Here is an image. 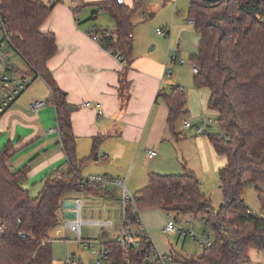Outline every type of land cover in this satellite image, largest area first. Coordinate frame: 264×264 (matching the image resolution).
<instances>
[{
  "label": "trees",
  "instance_id": "16d2710c",
  "mask_svg": "<svg viewBox=\"0 0 264 264\" xmlns=\"http://www.w3.org/2000/svg\"><path fill=\"white\" fill-rule=\"evenodd\" d=\"M96 7L94 17L107 12L114 22L113 29L97 28V33L116 36L105 39V48L122 55L129 69L134 62L133 18L145 8L144 2L129 7L102 0ZM53 9L54 5L47 6L42 0H1L0 4V14L14 35L27 73L43 80L51 91L49 103L57 109L66 155L64 169L47 178L39 195L33 197L23 187L27 169L13 172L8 164L9 148L0 151V264H55L49 233L60 222L64 196L78 192L111 197L107 189L85 185L78 176L84 162L77 157L66 94L47 66L58 50L56 36L41 30ZM188 19L194 21L200 36L198 49L191 55V63L198 67L194 85L197 90H209L208 109L217 113L221 129V134L209 135L208 140L215 153L226 159L219 169L223 204L215 210L196 174L185 166L182 175L151 173L149 184L135 196L143 210L156 208L177 217L207 220L214 244L197 259L175 257L179 264H250L252 251L264 252V215L253 213L242 196L248 183L264 188V0H190ZM158 99L168 108L172 135L179 138L176 124L188 113L185 89H164ZM99 142L96 139V147ZM257 190L262 198L264 190ZM103 235L106 246L119 250L116 240ZM130 261L143 264L136 251Z\"/></svg>",
  "mask_w": 264,
  "mask_h": 264
},
{
  "label": "crops",
  "instance_id": "0c3cea01",
  "mask_svg": "<svg viewBox=\"0 0 264 264\" xmlns=\"http://www.w3.org/2000/svg\"><path fill=\"white\" fill-rule=\"evenodd\" d=\"M139 1L144 2L145 7L150 6V10L144 14L154 17L156 11L159 15L165 16L167 25L163 29L166 33L159 35L157 31L158 36H170L171 31L173 33L179 29L182 32L186 29L187 22L191 24L188 21L190 0H126V4L133 7ZM100 3L102 0H73L70 2V7L53 4L54 9L50 17L41 26L43 32L50 31L55 34L58 47L57 53L49 59L47 66L59 88L66 94L69 108H72L70 119L76 138L77 157L84 162L80 166L78 176L82 178L109 176L126 179L128 190L137 193L148 185V177L151 173L182 175L184 172L183 169L182 173L169 174L178 172L177 167L180 166L171 156L172 144L166 146V142L174 143L172 141L176 142L180 138L170 136L166 122L169 111L166 104L158 99L159 93L165 89L164 86L169 85L170 89L175 87L172 84L174 73L170 79H164V75L166 69H172L170 65L174 66L178 63L170 64L144 54L134 59L132 66L127 69L112 53L91 39L92 34H100L97 33V28L104 30L114 28V22L108 17L107 12H100L94 17L93 14L97 11L95 10L92 17L86 21L97 19V26H84L79 23L77 16L79 8L95 7L96 9ZM198 37L193 53L199 46L200 36ZM179 49L180 47L174 53L182 58ZM170 54L171 51L168 56ZM173 68L175 70L176 67ZM193 74L195 77L196 73ZM28 88L11 108L0 116V151L9 148L8 164L13 172L27 169V178L23 184L31 194L30 187L41 191L47 178L64 169L66 155L58 128L57 109L49 103L50 89L41 79L38 80L36 87ZM35 101L49 104L39 113L34 114L30 104ZM87 103L92 105L84 106ZM96 104L100 105L99 109L103 111V115H99ZM192 126L196 129L201 125L197 123ZM96 139H100L97 147ZM197 140L205 151L203 139ZM148 150H155L158 153L147 168L149 175L146 177L145 174L139 183L131 182L134 172L138 171V156L142 152L147 154ZM203 159L208 164L207 155L206 159L203 155ZM181 166L183 167L184 164L182 163ZM140 167L144 172L145 169ZM83 169L88 171L87 176L85 175L87 171L83 172ZM200 188L203 192L201 183ZM108 191L112 192L111 189ZM113 192L115 198V190ZM73 200L74 198L63 200L59 211V224H63L65 218L72 217V214L68 213V208H71ZM117 201L121 206V195L120 200ZM53 230L49 235L54 245L56 239L53 238ZM65 232L73 234L76 237L75 243L83 245L86 249L87 240H84L85 243H79L74 233L68 230ZM99 240H93L94 248L87 250L94 255V264L97 256L96 250L93 249L99 247L97 244ZM171 250L170 248L169 251ZM250 257V264L258 262L263 264L264 252L252 251ZM68 260L69 264L75 262L74 257Z\"/></svg>",
  "mask_w": 264,
  "mask_h": 264
},
{
  "label": "rangeland",
  "instance_id": "374dc122",
  "mask_svg": "<svg viewBox=\"0 0 264 264\" xmlns=\"http://www.w3.org/2000/svg\"><path fill=\"white\" fill-rule=\"evenodd\" d=\"M42 1L50 7L55 3H57V5L70 7V2H72L73 0ZM95 10H97V7L96 9L95 7L79 8L77 11V16L80 20L79 23L84 26H97V19L86 22L88 19H90V17H92V13ZM149 10L150 6L145 7L142 11L137 12L133 18L135 25L133 54L134 59H138V57L144 54H148L150 56L161 59L164 62H168L167 60L169 52L171 51V54L173 55L180 45V54L186 62L185 64L178 63L174 66L170 65V67L174 71L172 80L173 86L183 87L186 91V109L188 110V113L185 116L181 117L175 127V131L180 136V139H177L178 141L176 142L172 141L174 143L166 142V146L172 144L171 146L173 147V151L171 156L176 159L177 164L180 166V168L177 167L179 170L178 172L169 174H176L180 172L182 173L184 168L181 165L183 163L187 169L192 170L196 174L197 178L200 180L203 192L210 199L214 209L218 210L219 207L223 204V196L220 190L219 169L224 166L226 160L224 157L217 155L215 151L213 153L208 140L209 135L221 134V129L217 122V113L208 109L209 91L207 89L199 91L195 88L194 85L191 55L194 52L196 44L198 43V34L196 33L194 26L187 22L188 25L186 26V29L182 30V32L179 29L178 31H175L173 33L171 31L170 36H158V29H163L167 25L165 24V16L159 15L158 13H156V11L154 12V17H151L148 14H144V12ZM107 15L110 18L109 14ZM12 60L15 68L18 69L19 73H27L28 66L20 55L14 53L12 55ZM173 67H176L175 70ZM27 76L31 80L29 88H33L34 86L36 87L39 79H34V76L29 73H27ZM164 87L167 92L170 91L169 85ZM203 116H205L206 118H211L212 120V122L209 123L207 127H205V131L203 132V134L195 133V126L191 128H185V121L194 125L198 123L201 126H204L202 119ZM167 128L171 136L172 132L170 131L169 127ZM200 138L205 142V151L197 140H201ZM203 155L205 156V159L207 155V161L209 165L206 164V161L203 159ZM138 157V171H135V174L131 178V182L133 181L134 183H139L143 176L145 177V174L146 177L147 175H149L147 174V168H149V166L152 164V161L149 159L148 154H145V152H142ZM140 166L145 169L144 172L141 170ZM85 170L83 169V172ZM85 175H88V171L85 173ZM147 184H149V177ZM257 188L264 190L262 186L250 183L246 184L243 189L242 196L245 200L246 205L253 213L264 215V195H262L261 198V194L257 190ZM29 189L33 197H37V195H39L40 193L38 189L33 190V187H30ZM110 189L112 192L115 190V195L117 197H115L116 200H114L115 198H107V200L105 197L90 198L89 195L87 196L82 193L77 194L78 192L76 194L68 193L66 196H64L63 200L66 201L73 198H80L84 202L83 219L85 221L108 220V216H110V219L114 220L117 227L119 228L120 220L118 221V217L121 206L117 200H120L121 190L118 187ZM133 193L136 192L134 191ZM143 216L146 224L151 229L152 238L161 252H169V249L171 248L174 256L183 261L187 259H197L203 255L204 249L194 241L179 240L176 236H169L164 232V228L167 225V220L165 219L163 212H161L159 209H146L143 211ZM189 220L193 221L192 227L196 228L197 231L201 230V224L198 218H182L183 223ZM62 225L63 224H59L58 226H56L52 234L53 238L56 239L55 244L53 245L55 264H69L68 259L71 257H74L75 259L74 264H94V255L90 251H87L91 249H85L83 245L75 243L76 237L71 233H66ZM117 231L118 230L116 229L100 230L95 227H84L83 237L85 240L100 239L99 241H102L104 240L103 234L106 233L111 240L114 238Z\"/></svg>",
  "mask_w": 264,
  "mask_h": 264
},
{
  "label": "built area",
  "instance_id": "2783aa9c",
  "mask_svg": "<svg viewBox=\"0 0 264 264\" xmlns=\"http://www.w3.org/2000/svg\"><path fill=\"white\" fill-rule=\"evenodd\" d=\"M119 5H126V0H116ZM194 25V21H190ZM0 116L5 114L16 100L22 95V93L28 88L31 83L30 78L26 73H19L18 69L13 64L12 55L14 53L19 55V50L14 43V35L9 32L4 23V19L0 14ZM164 29H158V34H165ZM116 38L110 32L92 34L91 39L101 47L105 48V39ZM180 47V45H179ZM114 57L125 66V60L122 55L115 52L110 48H105ZM168 63H180L185 64L184 59L179 58L177 54H170L168 56ZM192 64L193 72H198V67ZM173 75L172 69H166L164 79H170ZM49 103L35 101L30 104V109L34 114L39 113L40 110L45 108ZM92 104L87 103L84 106L90 107ZM99 109L100 105L96 104ZM99 115H103V111L99 109ZM203 125L197 126V134H202L205 131V127L212 122L211 118L203 116ZM185 128L193 127L191 123L185 122ZM60 132V131H59ZM148 157L153 160L158 156L157 151L148 150ZM83 184L92 188L107 189L118 187L121 190V210L119 213L118 221L119 228L114 220H98V221H85L83 219V206L84 202L80 198H76L71 202V208H68V213L72 214V217L65 218L63 221V228L74 233L77 236L79 243H85L83 238L84 227H95L100 230H118L113 240H116L119 245V250H114L105 245L104 241L97 242L98 248L93 250L97 256L95 264H131L132 252L136 251L141 255V261L143 264H179L176 261L174 253L161 252L154 242L151 234V229L147 226L143 209L140 208L135 194L130 192L126 186V179H116L109 176H89L88 178H82L79 176ZM111 197L114 198V192H111ZM110 197V198H111ZM167 220V225L164 228V232L169 236H176L179 240H191L197 243L204 251L212 247L215 241V237L209 228V224L206 219L199 218L201 224V230L197 231L193 226V221L189 220L183 223V217H177L173 212L163 213ZM193 218V217H190ZM116 227V228H115ZM93 240H87L86 249L94 248L92 246ZM134 249V250H133ZM136 249V250H135ZM138 249V250H137ZM117 251V252H116ZM254 264H262L260 262Z\"/></svg>",
  "mask_w": 264,
  "mask_h": 264
},
{
  "label": "water",
  "instance_id": "95a60500",
  "mask_svg": "<svg viewBox=\"0 0 264 264\" xmlns=\"http://www.w3.org/2000/svg\"><path fill=\"white\" fill-rule=\"evenodd\" d=\"M212 2H218L219 0H211ZM69 110L71 111L72 108H69Z\"/></svg>",
  "mask_w": 264,
  "mask_h": 264
}]
</instances>
